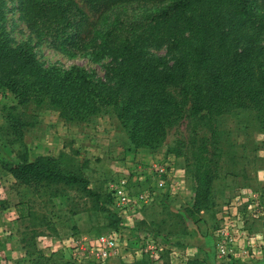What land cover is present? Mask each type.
I'll return each mask as SVG.
<instances>
[{"label":"trees","instance_id":"16d2710c","mask_svg":"<svg viewBox=\"0 0 264 264\" xmlns=\"http://www.w3.org/2000/svg\"><path fill=\"white\" fill-rule=\"evenodd\" d=\"M84 1L100 18L114 7L158 0ZM258 1L173 0L139 19H115L97 41L96 32L85 29L88 14L76 0H17L21 17L38 38L50 39L58 49L93 47L98 56L111 57L113 65L107 81L94 80L76 66H45L30 47L13 46L0 25V86L15 95L17 104L54 109L68 122L109 113L136 148H159L169 130L187 116L207 118L213 136L199 147L189 211L194 219L213 206L211 183L220 163L214 137L221 132L215 118L250 110L264 133V14L256 13ZM161 43H167L171 62L148 55L149 46ZM8 117L16 131L19 117ZM18 159L5 163L6 170L38 198L48 200L77 186L94 195L86 179L67 170L56 156L29 160L25 152ZM166 198L159 202L166 203ZM23 202L19 217L27 212Z\"/></svg>","mask_w":264,"mask_h":264},{"label":"rangeland","instance_id":"374dc122","mask_svg":"<svg viewBox=\"0 0 264 264\" xmlns=\"http://www.w3.org/2000/svg\"><path fill=\"white\" fill-rule=\"evenodd\" d=\"M76 1L88 14L85 29H93L97 36H101L115 19H139L161 10L173 0L121 5L109 9L100 18L89 11L84 0ZM17 5V0H0V25L13 46L23 44L30 47L45 66H76L94 80H108L113 65L111 57L98 56L89 46L83 50L55 48L50 39L38 38L27 26ZM258 5L256 13L264 14V0H259ZM148 55L172 61V55L167 53V43L149 46ZM10 113L19 117L16 131L11 127ZM213 123L221 131L217 138L214 137L220 146V151H215L219 153L217 159L220 163L211 183L213 206L206 212H199L193 219L189 211L197 187L194 170L201 153L199 147L204 140L208 145V139L213 136L207 118L187 116L169 130L159 148H136L109 113H99L81 122H68L54 109L35 106L32 102L17 104L15 95L0 86V264H183V239L192 232H200L210 233L213 240L218 211L237 191L264 193V133L259 132L253 113L237 110L216 117ZM29 150L58 157L67 170L86 179L94 195L88 196L77 186V189L68 187L63 194L47 200L46 196L38 198L31 189L22 188L13 181L5 163L17 162L19 155L25 152L28 155ZM209 150L208 153L213 152L212 147ZM202 155L208 154L202 152ZM168 161L172 165L174 162L178 164L177 170H186L190 196L166 198V203L157 201L137 214H124L112 205L109 181L126 175L134 190L151 187V174L144 165ZM140 165L143 166L140 168ZM212 169L215 170L214 166ZM181 173L185 175L183 171ZM171 176L173 187L174 172ZM258 181L263 183L257 184ZM167 193L169 191L162 195ZM19 201H27L21 206L31 211V216H18ZM15 204L18 205L16 213L13 211ZM262 221H253L251 229L264 230ZM110 231L121 234L118 257L97 261L85 248V243L94 242L98 235ZM74 237L81 242L76 245ZM145 237L158 238L163 243L159 259L148 258L139 252L140 242ZM195 264L201 262L197 260Z\"/></svg>","mask_w":264,"mask_h":264},{"label":"built area","instance_id":"2783aa9c","mask_svg":"<svg viewBox=\"0 0 264 264\" xmlns=\"http://www.w3.org/2000/svg\"><path fill=\"white\" fill-rule=\"evenodd\" d=\"M171 162L151 166V187L142 186L134 190L131 180L121 175L108 182L112 205L124 214H137L144 207L161 200L163 193L170 191ZM218 224L213 232L214 256L219 263H249L264 257V230L251 229L253 221L264 220V193L255 190H239L228 203L218 211ZM121 234L118 231L100 234L94 242L85 243L89 253L97 261L118 257ZM74 237L77 245L81 240ZM163 243L158 238L145 237L140 242L139 252L151 259H159Z\"/></svg>","mask_w":264,"mask_h":264},{"label":"crops","instance_id":"0c3cea01","mask_svg":"<svg viewBox=\"0 0 264 264\" xmlns=\"http://www.w3.org/2000/svg\"><path fill=\"white\" fill-rule=\"evenodd\" d=\"M54 152V151H52ZM50 153H46L43 151H28V159L29 160H33L35 157L39 156V155H49ZM53 154V153H51ZM143 165H140V168ZM152 163L150 165H144V169H148V173L150 172L149 170L151 169ZM173 168H174V185L173 187L170 189L169 193H167V195H162V197H167V199H179V198H185L187 196L191 195V188H190V180H188V176L185 173V169L182 170H177L179 168V165L174 162L173 164ZM261 168V167H260ZM181 171H183L185 173V175H182ZM143 178V177H142ZM13 179V178H12ZM190 179V177H189ZM151 180V177H150ZM255 181H257V178L255 179ZM13 181H15V179H13ZM259 183H263V181H258L257 184ZM234 187V186H233ZM250 186H239V188H247ZM22 188H26L24 186H22ZM172 192V193H170ZM228 193V191H227ZM13 211L16 213L18 212V205L15 204L13 207ZM143 212V211H142ZM141 212V213H142ZM203 211H201L200 213H202ZM206 212V211H205ZM32 213H30V211H27L24 213L23 217H29L31 216ZM19 216V214H18ZM123 217H128L126 215H124ZM144 217V216H143ZM127 221V218H126ZM264 223V221H262V224ZM0 224H2V222H0ZM126 224V222H125ZM202 228V227H201ZM127 230V229H126ZM127 232V231H126ZM209 235V236H208ZM202 234L200 232L198 233H194L192 232L191 234L187 235V237H185L184 240V244L182 246V252L185 253V259L182 261L183 264H189V262L195 261L197 262L200 261L201 264H222L219 263V261H215L214 259V247H213V240L212 237L209 234ZM209 238V239H208ZM226 264H264V257H260V258H256L255 260L249 262V263H244V262H229Z\"/></svg>","mask_w":264,"mask_h":264}]
</instances>
